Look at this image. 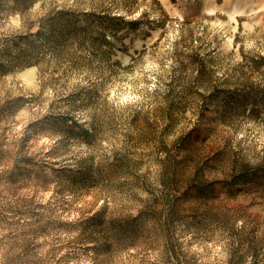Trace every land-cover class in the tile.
Returning a JSON list of instances; mask_svg holds the SVG:
<instances>
[{
	"label": "rangeland",
	"instance_id": "1",
	"mask_svg": "<svg viewBox=\"0 0 264 264\" xmlns=\"http://www.w3.org/2000/svg\"><path fill=\"white\" fill-rule=\"evenodd\" d=\"M0 264H264V0H0Z\"/></svg>",
	"mask_w": 264,
	"mask_h": 264
}]
</instances>
